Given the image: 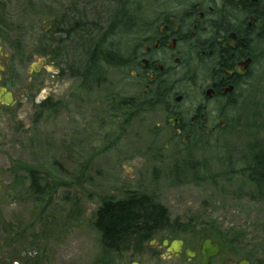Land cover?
<instances>
[{"label": "rangeland", "instance_id": "obj_1", "mask_svg": "<svg viewBox=\"0 0 264 264\" xmlns=\"http://www.w3.org/2000/svg\"><path fill=\"white\" fill-rule=\"evenodd\" d=\"M78 1L82 11L85 0H0V62L12 65L8 86L18 95L11 108H0V264H129L126 254L102 253L93 226L104 200L129 191L153 197L171 220L195 223L206 233L218 229L229 240L224 253L247 256L251 264L263 258L264 200L249 196L253 186L240 171L246 165L235 163L245 145L264 141V121L258 119L263 83L254 87L252 98L248 95L250 103H257L239 113L240 126L219 138L229 161L218 157L223 151L217 144L204 151L191 146L186 159L191 174L178 184V159L165 150L167 140L151 132L162 121L159 109L135 110L123 120L113 107L119 102L113 94L131 102L136 94L124 89L117 75L84 89L64 66L55 74L58 63L52 56H47L51 64L41 63L45 44L43 54L35 55L18 38L24 27L48 28L44 20L54 27ZM108 1L86 0L95 12L90 20L110 21L114 8ZM40 79L51 89L40 91ZM241 122L249 124L247 131ZM30 171L38 176L35 183ZM230 242L237 244L236 254Z\"/></svg>", "mask_w": 264, "mask_h": 264}, {"label": "flooded vegetation", "instance_id": "obj_2", "mask_svg": "<svg viewBox=\"0 0 264 264\" xmlns=\"http://www.w3.org/2000/svg\"><path fill=\"white\" fill-rule=\"evenodd\" d=\"M83 3L82 15L88 20L83 21L82 30H87L89 35L102 31L103 48L108 55L110 51L114 53L111 61L103 64V76L98 81L93 78L85 86L84 78L78 74L71 75L73 81L80 80L81 87L90 89L106 82L109 75H117L124 89H132L136 94L134 106L128 112L122 106L126 98L119 99L120 96L113 94L119 100L115 102L119 109L115 104L113 107L123 120L127 113L135 110L139 113L144 107L159 109L162 121L151 132L167 140L164 148L178 159L177 168L188 162L191 146H199L204 151L217 144L229 128L234 129V110L243 100L240 90L245 83L247 88L248 77L264 64V0H139L135 19L127 29L122 26L112 29L110 21L103 23L97 16L95 23L90 20L95 15L93 7ZM79 7L78 1L71 17L79 15ZM114 7H117L115 3ZM44 26H48L43 29L44 34L60 35L46 21ZM45 39L46 36L41 63L51 64V58L47 57L50 55L58 63L55 74L62 73V66L68 70L71 64L73 73L77 72L73 47L71 59L65 58L67 48L63 52L62 48L50 47ZM0 67V88L4 87L12 95L9 104L0 95V108H11L18 95L10 91L6 72L13 67L2 62ZM43 69L49 71L45 66ZM39 72V69L33 70L35 74ZM34 79V82L38 80ZM38 86L40 91L51 89L44 79L38 81ZM45 103L42 98L44 107ZM203 232L195 223L170 220L127 255L129 264L153 261V264H231L242 259L251 264L247 256L236 258L224 253V245L229 240L220 237L218 229ZM203 242L208 244L205 248ZM212 246H217V251L202 262L203 249L211 252Z\"/></svg>", "mask_w": 264, "mask_h": 264}, {"label": "trees", "instance_id": "obj_3", "mask_svg": "<svg viewBox=\"0 0 264 264\" xmlns=\"http://www.w3.org/2000/svg\"><path fill=\"white\" fill-rule=\"evenodd\" d=\"M137 1L139 0H125L122 2H120V0H116V2L112 0L114 8V10L110 12V26L112 29L119 28L120 26L127 29V27L130 26L131 22L135 19L134 13L137 12ZM114 3L117 7H114ZM84 5L87 6L86 4ZM69 9L70 8L65 9L64 14L59 17V23L52 27V30L57 29L60 31V35H55V33L50 35L48 33L44 34V30L40 25H37L38 28L40 27L39 29L35 27L32 29H25L24 27V30H22L18 38H21L22 43L27 47H33L31 52L35 55L43 54V50H41L40 47L43 46L44 36L47 37L45 40H47L50 47L62 48L63 52H65V48L68 49V54L65 55V58L71 59L70 52L73 47V53L76 54L77 58V72L73 73L72 64L69 65L68 72L70 75L78 74L80 77H83L84 81L82 84L88 85L92 81L91 79L94 78L93 80L96 82L99 77L103 76V64L111 61L114 51H110L108 55V52L102 48L103 46L101 44L103 32L96 33V31L93 35H89L87 30H82L83 22L81 18L74 15L71 17L73 12L72 9ZM79 11L82 12L81 10ZM80 16L84 17L82 13H80ZM95 18L93 21L96 23L97 17ZM34 31L35 35L33 33ZM112 34L113 33H111V43L115 42L113 41ZM90 45H92V47H90ZM257 69L258 70L248 77L247 88L245 83L244 88L240 90L242 93L241 99L243 100L240 99L239 105L234 110V114L236 115V119L234 118V125L238 124L240 126L239 113H241L244 108H248L249 110V107L251 109V104L257 103V99L255 100L256 103H250V97L248 96L249 94L255 93L252 92V90L258 83L262 82L264 85V64ZM252 97L253 96H251V98ZM245 101L248 102L245 103ZM247 103L248 106L246 107ZM122 106L123 109L128 112L130 110L129 108L134 106V103L125 99L124 105ZM36 107L38 108L40 116L43 112L42 107L41 105H37ZM115 108H117V110L119 109L118 104H115ZM258 110L262 111L258 119L264 121V103ZM249 117L250 115L247 118ZM241 124L247 131L249 124L247 122H241ZM219 138L217 145L223 152L219 154L218 157L222 159L223 162H227L230 156H227V152L222 149L224 146L219 143ZM257 141L256 139L251 147L245 145L246 151L235 160V163L242 161L246 165L245 168L240 171H245L246 180L253 186L252 194L249 196L264 200V141L263 143ZM214 152L216 153V151ZM189 166L190 162L187 163L186 161L181 165V168L176 171V183H183V181H185V176L191 174L188 168ZM37 177L35 172L30 171V179L33 183L36 182L35 180ZM170 220L167 208L157 202L153 197L141 194L137 191H131L125 192L119 199L104 200L94 213L93 226L99 234L102 253L109 254L111 252L122 256L123 254L128 255L127 253L129 251L147 242L151 239V233L154 230L164 227L166 222ZM263 261L264 257L255 258L254 264H259Z\"/></svg>", "mask_w": 264, "mask_h": 264}, {"label": "water", "instance_id": "obj_4", "mask_svg": "<svg viewBox=\"0 0 264 264\" xmlns=\"http://www.w3.org/2000/svg\"><path fill=\"white\" fill-rule=\"evenodd\" d=\"M1 68V67H0ZM0 95L3 97V99H5V104H9L12 102V95L10 92H8L4 87H1L0 88ZM205 242L208 241L209 243V239H205L204 240ZM205 242H203L205 244ZM208 245V244H205L203 247L205 248V246ZM216 245V244H215ZM212 250L211 252L209 251H206L205 249H203V261L202 262H205L211 255H213L215 253V251H217V246H212ZM231 264H248V261L246 259H242L238 262H234V263H231Z\"/></svg>", "mask_w": 264, "mask_h": 264}, {"label": "bare ground", "instance_id": "obj_5", "mask_svg": "<svg viewBox=\"0 0 264 264\" xmlns=\"http://www.w3.org/2000/svg\"><path fill=\"white\" fill-rule=\"evenodd\" d=\"M257 70V69H256Z\"/></svg>", "mask_w": 264, "mask_h": 264}]
</instances>
